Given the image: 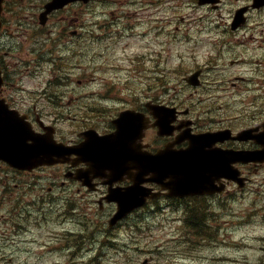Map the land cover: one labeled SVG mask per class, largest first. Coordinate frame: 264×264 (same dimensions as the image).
<instances>
[{
    "label": "flooded vegetation",
    "instance_id": "af4514ba",
    "mask_svg": "<svg viewBox=\"0 0 264 264\" xmlns=\"http://www.w3.org/2000/svg\"><path fill=\"white\" fill-rule=\"evenodd\" d=\"M261 1L228 0L224 5V9H230L228 20L221 14V4L215 9L209 5L202 6L210 11L206 14V21L215 24V19L219 27L214 37L192 44L189 60L181 59L179 86L172 85L173 81L167 73L156 81L158 84L143 86L132 92L129 100L126 97H111L119 102L104 101L103 109L89 108L86 103L85 107L72 112L67 103L54 102L52 114L55 117H72L78 123L76 129L83 127L74 137L63 132H59L58 137L53 119H44L46 111L34 104L26 105L10 93L7 86L1 88L0 98L11 108L27 115L34 129L40 131L39 126L42 127L43 123L55 126L56 139L65 143L79 142L81 131L95 128L93 124L101 122L104 127L95 128L99 133L112 132L115 128L113 119L126 109L137 114L144 125L141 136L134 140V146L140 145L152 154L166 146L173 150L185 149L189 144L186 134L206 132L214 136V142L202 147L207 154L215 152L212 150L258 151L264 145L261 138L264 125V6H261ZM242 8L245 22L232 27L230 21ZM193 74L195 77L191 78ZM116 106L121 108L116 110ZM165 107H173L177 111L171 129L157 124L159 119L171 117L170 112H165ZM71 162L23 170L0 161V264H28L5 254L9 251L32 252L37 248L57 250L61 233L73 234V228L59 220V202L69 214L76 197L84 200L87 188L82 184L84 177L76 175V169L83 171V165H72ZM228 167L231 170L236 167L246 183L252 184L254 191L264 197V162H231ZM134 172L131 170V173ZM211 179L225 182L226 190L203 198L213 202L234 200L236 193L232 181L219 178L216 174L211 175ZM129 183L126 175L118 185ZM147 185L160 190L155 183ZM96 188L95 193L104 199L107 187L98 183ZM162 193L165 199V192ZM170 200L181 203L186 199ZM105 206L115 207L111 202H106ZM220 259L222 264L234 261L229 256Z\"/></svg>",
    "mask_w": 264,
    "mask_h": 264
},
{
    "label": "rangeland",
    "instance_id": "374dc122",
    "mask_svg": "<svg viewBox=\"0 0 264 264\" xmlns=\"http://www.w3.org/2000/svg\"><path fill=\"white\" fill-rule=\"evenodd\" d=\"M38 1L34 0L33 3ZM111 2L113 0H110ZM119 2L120 4L109 7L102 0H93L88 6L80 4L69 8L64 13L62 12L63 14H54L44 26L45 31L53 36L50 44L45 39L42 40L40 44L42 52L36 51L39 45L34 44L35 41L37 42L35 34L38 25L36 15L38 11L34 14L32 24L31 19L26 16L27 9L24 14L23 11L17 14L18 19L23 18L25 23L24 28L18 33L15 32L14 21L16 20H14L13 15L4 13L1 36L6 37L0 41L12 46L10 49L3 48L0 50V55L7 56L9 69L22 71L19 76L10 74L12 82L18 80V87L31 89L38 86L41 81L49 79L51 70L65 68L74 73V77L81 79L92 75L95 79L88 85L99 86L101 77L107 76V74L89 66L86 49L90 48L92 50L90 54H95L98 51L105 54L99 58V65L107 68L109 65L105 63H114L117 66L116 79L118 85H131L133 84L131 60L137 54L142 55L147 51L152 55L153 51L155 54L158 52L164 54L168 45L166 43L168 30L170 31L171 58L169 57L167 62L174 67L173 71L179 72V66L175 67V65L178 63L180 52L181 16L186 15L188 17V14L193 13V6L187 5L188 0H119ZM28 5L29 1H26L25 7ZM32 7L31 11L35 6L32 5ZM196 12L195 15L197 16L200 12ZM108 14L112 20L111 26L102 22V18ZM152 24L155 25V42L151 45L152 36L148 30ZM192 25L191 19H188L189 36L192 32ZM46 32H38L36 36H46ZM61 39H75V41H70L68 46H63ZM102 43L104 45L99 46ZM113 49L119 50L120 53L116 59L108 60L111 55L106 53ZM44 51L52 53L51 56L46 57L50 56L51 59H57V62L42 61L45 57ZM66 51H69V57L63 60L66 63H61L57 55ZM36 53H39L40 57H37ZM37 59L40 60L39 63L36 62ZM156 59L157 57L146 60L144 66L147 68L154 67ZM173 71L171 70L170 77L177 79L173 76ZM82 85H87V82H82ZM27 96L32 97L33 94ZM248 208L249 203L247 202L236 204L234 206L235 216L233 218L219 217L213 223L214 228L206 233L205 238L199 236L196 228L187 227L189 233L183 238L187 241V247L179 246L175 249L174 247L178 246L173 243L176 237H172L169 230L170 226L177 224V221L166 219L172 213L171 209L166 206L152 212V216L144 219L134 215L114 230L108 229L105 221L101 222L99 219L89 217L87 223L78 224L75 227L74 248L69 247L67 250L59 248L58 251L51 252L49 256L45 255L44 264H175V260L189 258L188 255L182 257L180 255L182 252L192 253L196 256L195 259H198L205 253L208 243H214L215 250L226 245L223 253L228 252L230 256L236 253L235 247L248 245L246 251L252 258L255 255L252 254L255 252L253 247L261 244V236L264 235V229L261 228L259 218H254V215L264 213V208H256L250 214V219H254L250 223L240 225L242 222H237V215H247ZM224 212H226V206H223L221 213ZM231 223L235 226L240 225L237 227L239 231H232L223 235V229ZM205 229L209 230V228ZM232 238L235 239V242L240 241V244L234 248H231L227 243ZM96 247V260L92 262L89 258L94 256L93 251Z\"/></svg>",
    "mask_w": 264,
    "mask_h": 264
},
{
    "label": "water",
    "instance_id": "95a60500",
    "mask_svg": "<svg viewBox=\"0 0 264 264\" xmlns=\"http://www.w3.org/2000/svg\"><path fill=\"white\" fill-rule=\"evenodd\" d=\"M68 1L70 0H52L45 5L46 12L60 7ZM215 1L217 0H199V3ZM1 2L2 0H0V10ZM37 143L38 140L34 141V144L27 143V135L13 121V116H1L0 114V159L20 168H30L36 164L43 163L45 161L39 156L40 146ZM188 181L190 184L192 183L189 177ZM146 194L140 186L138 193L135 195H132L131 190H128L126 193L127 198L123 197L122 203L118 204V211L110 220V224H113L136 206L143 204Z\"/></svg>",
    "mask_w": 264,
    "mask_h": 264
},
{
    "label": "clouds",
    "instance_id": "9594fccd",
    "mask_svg": "<svg viewBox=\"0 0 264 264\" xmlns=\"http://www.w3.org/2000/svg\"><path fill=\"white\" fill-rule=\"evenodd\" d=\"M30 255L37 257L36 264H44L43 257H41L38 252H32V253H30ZM18 259H19V257H17V260Z\"/></svg>",
    "mask_w": 264,
    "mask_h": 264
}]
</instances>
